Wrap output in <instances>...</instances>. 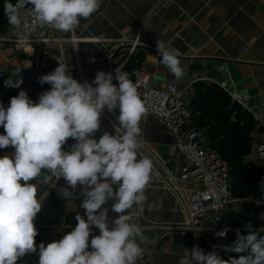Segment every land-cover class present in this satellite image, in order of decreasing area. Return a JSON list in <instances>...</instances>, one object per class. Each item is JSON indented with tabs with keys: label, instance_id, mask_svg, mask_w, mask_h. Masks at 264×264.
<instances>
[{
	"label": "clouds",
	"instance_id": "obj_1",
	"mask_svg": "<svg viewBox=\"0 0 264 264\" xmlns=\"http://www.w3.org/2000/svg\"><path fill=\"white\" fill-rule=\"evenodd\" d=\"M102 0H5L4 12L8 23L19 29L23 23L20 10L31 5L36 19L55 30L69 33L82 19L89 18L100 8ZM156 48L163 64L176 80L185 75L180 59L158 39ZM32 64L29 61L28 67ZM15 71L4 81L5 87L19 88L23 83ZM118 83H113V80ZM40 84L51 85L33 102L26 91L10 98L7 108L0 102V149L12 147L10 154L0 156V264H17L26 254L37 253L38 264H137L144 249L138 243L144 236L134 216L129 212L145 200V190L153 180V162L138 159L142 135L140 121L147 115L137 87L129 74L119 68L115 75L102 70L89 83L77 81L70 74L68 63L43 75ZM124 129L122 135L101 130V119L107 111L115 113ZM69 138L72 143L67 150ZM63 179L66 187L58 189L72 203L79 189L83 196L77 213L76 226L62 239L37 248L39 234L34 224L41 211L45 193L37 197L39 184L49 185ZM23 181V183H21ZM36 181L37 183H32ZM111 211L119 214L109 220ZM264 219V213L260 214ZM93 227L99 235H92ZM247 235L237 230L231 246H220L233 253H247L238 258L222 259L216 251L207 254L199 246L182 255L178 264H264V236H258L251 223L245 225ZM228 229L217 233L224 237Z\"/></svg>",
	"mask_w": 264,
	"mask_h": 264
},
{
	"label": "crops",
	"instance_id": "obj_2",
	"mask_svg": "<svg viewBox=\"0 0 264 264\" xmlns=\"http://www.w3.org/2000/svg\"><path fill=\"white\" fill-rule=\"evenodd\" d=\"M140 26L146 31L147 44L135 53L140 55L136 59L139 66L134 74L126 71L129 77L148 71L155 83L174 78L160 63L162 57L157 51L156 41L161 39L166 43L168 50L181 61L185 75L180 80L198 71L204 77L199 80L222 81L226 71L214 74L213 70H206L201 63H210L217 58L236 61L237 76L234 82L227 81L228 88L248 92V107L251 111L264 115V0H102L97 12L85 20L82 19L75 29L77 33L85 36L118 37L130 34ZM111 45L108 40L101 44L80 41L77 43L78 56L75 57L72 47L66 45L63 58L74 74L77 71V61L81 63L82 75L90 81L104 64L100 47L106 50ZM59 48V45L53 47L52 58L45 62L44 66L31 68L22 66L20 53L0 52V58H3L10 68L7 79L15 71L21 70L19 76H13L12 79L23 80L19 88L4 86L7 105L10 98L18 95L21 90L26 91L33 102H38L40 94L50 90L51 85L40 84L38 81L41 76L54 71L59 65ZM91 57L93 59L87 61ZM116 58L120 59V55ZM75 79L79 81L76 74ZM113 83H117L115 79ZM140 127L142 135L139 139L150 148L163 155L170 151L173 138L161 121L143 117ZM104 131L112 134L102 117L101 130L95 134V138L98 140ZM0 134H5L2 126ZM72 143L75 141L69 138L65 149ZM13 151L11 146L0 149V156ZM66 186L65 181L60 179L56 181L55 187L54 178L49 185H38V198L45 192L48 194L34 223L37 224L38 231L44 224L53 225V229L43 239L45 245L62 239L70 232L77 224V213L86 219L85 210L80 207L83 196L80 195L79 189L76 192L77 198L72 201L74 209L67 208L69 201L58 191ZM145 196L146 200L142 203L144 222L176 223L183 219L182 213L175 207L172 194L162 187L155 176L146 188ZM112 203L113 201H109L105 205L109 207L110 221L119 215L111 211ZM143 233L148 239L144 244L147 259H142L137 264H178L181 256L186 255L187 245L180 233L167 232L160 228L146 229ZM92 235H99L98 228L93 227ZM140 246L142 247L141 244ZM34 258L35 253L26 254L17 264H33Z\"/></svg>",
	"mask_w": 264,
	"mask_h": 264
},
{
	"label": "built area",
	"instance_id": "obj_3",
	"mask_svg": "<svg viewBox=\"0 0 264 264\" xmlns=\"http://www.w3.org/2000/svg\"><path fill=\"white\" fill-rule=\"evenodd\" d=\"M14 0L12 3H15ZM4 12V6L2 7ZM23 23L19 29L13 28L7 20L4 31L0 32V52L10 51L21 54V64L28 67H42L52 58L53 47L59 45L61 59L59 63H66L63 52L66 45H70L78 56L77 43L92 41L98 44L108 40L112 43L106 50L100 47L104 64L98 70L115 75V69L125 71L123 66L127 59L147 44L146 31L143 26L134 32L118 37L85 36L76 32V29L64 33L40 23L32 11L31 5L20 10ZM6 16V15H5ZM120 55V59H117ZM93 58H88L91 61ZM76 76L79 82L90 81L82 75L81 63H76ZM126 72V71H125ZM75 78V74L70 71ZM198 71L192 72L184 80L175 78L155 83L148 71H142L131 80L137 87L138 94L147 108L144 118L161 121L172 135L173 141L170 151L160 154L150 148L141 139L138 150V159L147 157L153 162V176L162 187L169 191L174 199L175 207L182 213L183 219L176 223H158L157 221H143L142 204L134 206L131 214L142 230L144 236L139 243L144 249L143 260L147 259L144 244L148 239L143 230L160 228L167 232H178L185 239L186 249L199 246L205 254L216 251L223 259L224 250L220 246H231L236 239L233 233L239 230L246 235L245 225L251 223L253 229L264 232V115L251 111L247 105L250 98L248 92H238L228 88L227 79L222 81L211 80L224 88L232 102H237L247 109L255 123L250 132L251 155L250 165L258 169L255 182L259 189L258 195L235 197L231 190L228 164L220 153L211 147L204 130L194 125L189 106L194 82L203 79ZM115 113L105 111L103 118L112 134L122 135L124 129L119 126ZM35 226L37 225L34 223ZM227 228L224 237L217 235ZM53 229L52 224H44L35 239L37 248L44 237ZM187 255V252H186ZM38 251L35 253L33 264H38Z\"/></svg>",
	"mask_w": 264,
	"mask_h": 264
},
{
	"label": "trees",
	"instance_id": "obj_4",
	"mask_svg": "<svg viewBox=\"0 0 264 264\" xmlns=\"http://www.w3.org/2000/svg\"><path fill=\"white\" fill-rule=\"evenodd\" d=\"M4 4L5 0H0V32L4 31L7 25V17L2 11ZM139 56V54L130 56L123 66L124 70L134 74L139 66L136 62ZM189 106L194 125L204 130L211 147L217 150L228 164L233 195L235 197L258 195L259 189L255 182L258 169L244 161V155L250 148V132L255 125L251 113L237 102H232L224 88L204 80L194 82ZM256 232L258 236H264V232ZM232 236L237 239L235 233ZM246 254L224 251L223 259L238 258Z\"/></svg>",
	"mask_w": 264,
	"mask_h": 264
},
{
	"label": "water",
	"instance_id": "obj_5",
	"mask_svg": "<svg viewBox=\"0 0 264 264\" xmlns=\"http://www.w3.org/2000/svg\"><path fill=\"white\" fill-rule=\"evenodd\" d=\"M236 63L234 60L217 58L210 61V63H201V65L208 71L213 70L214 74L218 72L221 74V72L226 71L223 79H227L228 82L230 80L234 82L237 76L235 74Z\"/></svg>",
	"mask_w": 264,
	"mask_h": 264
},
{
	"label": "rangeland",
	"instance_id": "obj_6",
	"mask_svg": "<svg viewBox=\"0 0 264 264\" xmlns=\"http://www.w3.org/2000/svg\"><path fill=\"white\" fill-rule=\"evenodd\" d=\"M9 72H10V68H9L8 64L5 63L3 58H0V102L3 103L5 108H7L9 105H7V103H6L7 97H6V93L4 90V81L7 80ZM251 158H252V155H251V143H250L249 152L244 155V161L249 166H250L249 161L251 160Z\"/></svg>",
	"mask_w": 264,
	"mask_h": 264
}]
</instances>
